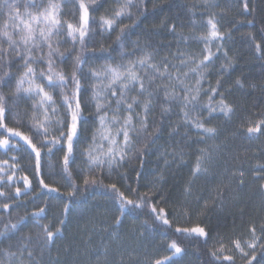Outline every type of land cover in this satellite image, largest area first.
Instances as JSON below:
<instances>
[{"label":"trees","instance_id":"1","mask_svg":"<svg viewBox=\"0 0 264 264\" xmlns=\"http://www.w3.org/2000/svg\"><path fill=\"white\" fill-rule=\"evenodd\" d=\"M85 2L90 5V17L97 21L102 15H110L116 6V0ZM244 3L245 0H208L207 4L205 0H144L143 6L147 12L119 42L116 37L120 34V28L131 25L139 15L136 8L132 9V19L122 18L108 31L102 30L98 23L90 25L93 31L85 41L83 53L86 57V63L82 66L86 77L82 78L85 87L95 83L88 75L89 69L99 70L105 64L126 63L142 55L141 51L132 56L122 55L132 51L136 42L141 49L146 48L154 54L153 62L160 63L166 57L170 65H179L180 53L198 59L207 54L203 51L204 42L195 37L207 33L206 22L209 17L215 19L218 30L225 34L223 39L208 45L215 55L211 63L201 70L204 78L201 81L200 102L202 105L207 104V90L217 88L218 94L213 104L223 98L233 106L234 111L230 116H225L219 110L209 114L203 107L189 110L192 119L198 117L206 126L215 127L217 135L212 138L203 137L202 130L185 124L180 106L165 105L161 91L159 98L153 99L148 130L151 133L154 131L153 126H158L160 131L154 142L150 143L148 152L141 158L128 159L111 173L107 169L103 174L99 170L94 173L104 185L115 183L126 195L129 186H139L140 192L154 193L151 203L158 208H165L172 226L154 221L147 208L121 215L113 199L115 193L104 187H90L86 192L82 191L74 198H69L66 194L72 189L65 179L66 174H61L66 144L56 145L53 152L48 153L47 148L37 143L40 137L30 130L25 117V113L31 111V100L21 98L15 105L9 100L10 111L6 113L4 123L32 137L33 143L41 147V170L38 175L35 173V155L30 146L19 137H13L6 129H0V139L7 137L11 144L17 145L14 149L0 146V168H4L7 175L15 171L11 182L7 181L5 172H0V176H4V180H0V190L14 197L7 199L0 196V205H10L9 209L0 207V230H3L5 224L16 223L19 217H25L19 231L6 234L11 239L0 237V249L8 248L9 244L17 246L21 237L30 235L32 241L29 248L39 264H97L98 261L100 264H151L155 259L171 255L167 245L175 240L184 252L175 258L174 264H215L210 251L218 246V236H223L227 244L233 238H247L248 229L252 225L256 226L259 233V226L264 223V179H258L257 172L258 165L264 164V133L250 136L246 129L264 119V55L256 50V44L264 49V0H247V10ZM63 11V18L75 23L79 17L78 0L65 3ZM249 20L253 23L248 24ZM173 25L175 31L172 30ZM182 36L187 39H182ZM56 39L64 41L59 45L63 52L74 47L71 55L63 62L57 60L58 68L70 74L73 71V58L80 52L81 45L76 43L73 46L70 38L63 33ZM217 46H220V51H217ZM101 48L106 51H100ZM19 63L17 60L12 66L14 73L21 71L17 67ZM186 70L184 67L179 68L181 73ZM138 71L143 74L144 70ZM169 71L175 73L177 69L170 67ZM197 78L190 75L188 82L195 83ZM166 83L169 81L156 80V84ZM14 84L13 78L0 91L10 93ZM46 90L59 102V89ZM135 95V90L129 92V97ZM90 96V89L81 93L84 116L89 119L75 145L74 163L69 165L71 183L79 185L81 189L83 178L89 175L87 158L82 153L88 147L92 130L96 126V121L90 119L94 112ZM162 106L169 107L171 111L162 115ZM139 111L141 109L137 108ZM139 143H143V140ZM214 145L219 147L212 149ZM202 148H210L213 159L206 165V173L192 179L191 194L186 195L184 188L191 179L192 168ZM4 161L8 162L7 165L2 163ZM137 172H142L139 180ZM240 172H243L242 177ZM259 174L264 176V172ZM23 176L30 180V190L25 189L22 179H19ZM41 178L50 188H57L59 192L43 188L39 183ZM17 187L25 189L27 195L15 197ZM205 201L208 202V208L199 217V221L209 233L207 240L176 233V227L191 226L197 222V217L193 215L192 221H189L182 215L178 216L175 209L186 202L188 207L200 211ZM66 203H70L71 211L63 214L62 209ZM46 205V212L41 214L43 218L31 215ZM118 217L119 224L116 223ZM61 219L65 221L63 225L59 223ZM41 224L49 225L51 231L58 227L62 229L51 247L43 250L41 244L37 243L42 236V229L38 227ZM236 264H243L238 254Z\"/></svg>","mask_w":264,"mask_h":264},{"label":"snow or ice","instance_id":"2","mask_svg":"<svg viewBox=\"0 0 264 264\" xmlns=\"http://www.w3.org/2000/svg\"><path fill=\"white\" fill-rule=\"evenodd\" d=\"M68 2H75V0H0V88L8 86L9 82L13 78L15 79L14 88L10 93L0 91V129H6L13 137H19L30 146L31 152L35 155L34 169L37 175L41 170V147L47 148L48 153H52L56 145L66 144L67 150L62 158L61 174H66L65 179L69 181V186L72 189L66 194L69 198H74L82 191L86 192L90 187H104L107 191L115 193L113 199L117 202L121 215L132 214L136 209L147 208L148 214L153 217L154 221L171 227L172 222L168 219L169 213L165 208H158L156 204L151 203L154 193L140 192L139 186L137 188L129 186L128 195H126L115 183L104 185L94 173L99 170L103 174L105 169L111 173L128 159L141 158L148 152L150 143L154 142L160 131L158 126H153L154 131L151 133L148 130L153 99L159 98L161 91H163L165 105L178 104L180 106L185 124L202 130L203 137L212 138L217 135L215 127L206 126L204 121L198 117L192 119L189 110L203 107L209 111V114L219 110L225 116H230L234 111L233 106L226 103L223 98L215 105L213 104L215 95L218 94L217 88L207 90L209 94L207 104L202 105L200 102L201 81L204 78V72L201 70L211 63V58L215 55L208 45L215 40L223 39L225 34L218 30L215 19L209 17L206 22L207 33H201L195 37L204 42L205 49L203 51L207 54L198 59L195 56H185L180 53L179 65H170L166 62V57L160 63L153 62L154 54L146 48L141 49L136 42V47L132 51L122 53V55L132 56L137 51H141L142 55L130 59L126 63L105 64L99 70L89 69L88 75L95 83L85 87L82 83V78H86L82 70L83 64L86 63L83 53L85 41L93 31L90 25L98 23L102 30L108 31L113 29L122 18L132 19V9L136 8L139 15L131 25L120 28V34L116 37L119 42L147 12V8L143 6L144 0H116V6L112 9L111 14L102 15L97 21L90 17V5L85 0H78L79 17L73 23L63 18L65 15L63 5ZM205 3L207 4L208 0H205ZM244 8L245 10L248 8L247 0H245ZM247 23L252 24L253 21L249 20ZM172 30L175 31V25L172 26ZM61 33L70 38L73 46L76 43L81 45L80 52L73 58V71L70 74L59 69L57 65L58 59L63 62L74 50V47L67 52L60 50L59 45L64 41L56 38ZM181 38L187 39L183 36ZM256 50L264 55V49L260 44H256ZM100 51L106 50L101 48ZM217 51H220V46H217ZM225 56H227L226 53ZM17 60L20 61L17 67L21 69L18 74L12 71V66ZM39 65H45V67H39ZM170 67L176 68L177 71L170 72ZM180 67L187 70L181 73ZM138 69L144 70L143 74ZM190 75L198 77L195 83L188 82ZM157 79L167 80L169 83L156 84ZM38 81H43V83ZM219 83L218 80L217 85ZM237 83L240 84V81ZM46 89H59V102ZM89 89L91 90L90 101L94 104V112L90 119L96 121V126L92 130L88 147L82 153L87 158L86 165L89 175L83 178V188L81 189L79 185L71 183L72 174L69 165L74 163L75 145L84 130L86 120L89 119L84 116V106L81 100V93ZM133 90L137 92V95L129 97V92ZM140 97H144V99ZM21 98L31 100V111L26 112L25 117L30 130L35 136L40 137L37 143L41 147H37V143H33L32 137L16 128H9L4 123L6 113L10 111L9 100H12L15 105ZM137 108H140L141 111L137 112ZM170 111L169 107H161L162 115ZM246 131L250 136L264 133V119L257 121L254 126H249ZM140 140H143V143L138 144ZM0 146L6 149L17 147V145L11 144L7 137L0 139ZM218 147V145L211 146L212 149ZM199 152L200 155L196 157L195 165L192 168L191 179L184 188L186 195L191 194L192 179L206 173L208 171L206 165L213 159V151L210 148L199 149ZM2 163L7 165L8 162ZM141 167H143V161H141ZM258 170L257 178L264 179V176L259 174L264 172V164L258 165ZM0 172H5V169L0 168ZM5 175H7L6 172ZM14 175L15 171L12 175H7V181H13ZM141 175L142 172H137V180ZM239 175L242 177L243 172H240ZM19 179H22L25 189L30 190L31 182L28 177L23 176ZM0 180H4V176H0ZM39 183L49 191L59 192L57 188H50L42 178ZM241 183H243L242 180ZM25 189L17 187L14 196L27 195ZM0 196L7 199L14 198L2 190H0ZM0 207L9 209L10 205L4 203ZM46 208L47 205L31 215L43 218L41 214L46 212ZM207 208V201L200 211L188 207L186 202L181 203L175 209L176 214L184 216L189 221H192V217L195 215L197 222L188 227H176L174 231L188 236L203 237L207 240L209 233L199 221V217L204 214ZM70 211V203L64 204L62 213L67 214ZM24 220L25 217L21 216L16 223L5 224L3 230H0V237L11 239L6 234H15L19 231L21 221ZM59 223L63 225L65 221L61 219ZM116 223H120L119 217ZM38 227L42 229V236L39 237L37 243L41 244L42 250L50 248L55 242L57 234L62 231L60 227L51 231L49 225L44 224L38 225ZM248 233L247 238L243 236L233 238L227 244L224 242L223 236H218V246L210 251L215 264H236V254L239 255L243 264H264V223L260 224L259 233H257L255 225L249 227ZM20 240L21 242L17 246L9 244L8 248L0 249V264H25V253H27V264H39L33 257L32 249L29 248L32 237L26 235ZM167 249L171 255L155 259L151 264H174L175 258L184 252V249L175 240L168 243ZM97 264L100 262L98 261Z\"/></svg>","mask_w":264,"mask_h":264}]
</instances>
